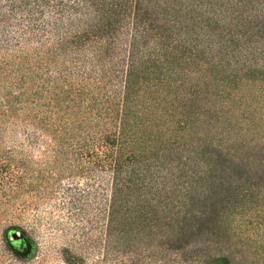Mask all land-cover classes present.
Returning a JSON list of instances; mask_svg holds the SVG:
<instances>
[{"label": "rangeland", "instance_id": "obj_1", "mask_svg": "<svg viewBox=\"0 0 264 264\" xmlns=\"http://www.w3.org/2000/svg\"><path fill=\"white\" fill-rule=\"evenodd\" d=\"M12 1L0 0V15L4 14L0 19V128L4 125L0 148L18 147L26 141L24 129L28 125L29 131L41 139L40 145L31 147L30 167L44 175L43 183L36 187L38 195L33 191L21 193L16 204L0 208V264H71L66 260L69 255L77 257L79 264H264V241L257 228L254 233L238 230L234 224L229 228L235 218L257 223L264 215V132L248 141L250 147L245 148L239 136H229L224 131L218 115V65L211 68L198 92L190 95L185 127L178 132L162 128L161 135L154 130L155 136L146 139L145 163L166 179L165 188H161L163 184L159 186L161 197L156 194L151 199L147 195L150 200H145V195L132 203L122 201L119 206L122 204L125 211L111 217L108 174L97 169L90 178L76 170L70 172L62 161L56 163L47 149L48 143H54L52 134L30 124L48 115L44 106L46 79L57 76V66H66L63 57L54 58L51 51L54 43L75 31V27L65 25L52 34L39 32L34 36L26 29L28 16L23 12L27 8L11 11ZM142 7V17L149 18L146 24L150 29L165 28L173 36L179 31L156 0L144 2ZM48 14H37L39 21L48 20ZM24 18L27 20L20 21ZM216 32L214 40L218 41V27ZM132 35L135 32L130 26L120 32L116 51L103 63L106 68L115 60H121L120 67L124 63L122 68H127ZM154 44L149 37L137 41L145 52L144 59ZM84 50L94 51L90 43L64 51L67 65H71L73 57L90 55ZM202 63L204 68L211 66L203 60ZM169 90L165 88L166 98L160 89L154 95L167 100L172 97ZM241 90L247 97L254 94L245 80ZM143 92L141 95L147 94ZM256 112L264 117V109ZM85 117L87 124L97 122ZM251 178H256L253 187L260 203H247L236 196L228 207L211 206L218 195L233 192L239 181ZM85 189L91 194L77 207L72 206L70 194ZM168 192L175 195L170 197ZM203 218L207 219L202 221ZM209 227L215 234L205 230ZM218 227L225 231L221 232L225 236L222 240L216 237ZM199 228L205 232L197 234ZM11 244L20 251L25 246L26 254H16L9 248Z\"/></svg>", "mask_w": 264, "mask_h": 264}, {"label": "trees", "instance_id": "obj_2", "mask_svg": "<svg viewBox=\"0 0 264 264\" xmlns=\"http://www.w3.org/2000/svg\"><path fill=\"white\" fill-rule=\"evenodd\" d=\"M18 1L9 4L10 10L27 8L23 13L28 20L20 21H28L26 29L34 36H39V32L52 34L65 25L75 27V31L60 37L51 51L54 58L63 57L66 66H57V76L46 79L44 106L48 115L30 124L52 134L54 143H48L47 149L54 161H62L70 172L76 170L90 178L97 169L108 174L109 216L125 211L122 204L119 206L122 201L132 203L145 195V200H150L147 195L151 199L156 194L161 197L159 186L163 184L164 189L166 179L145 163L146 139L155 136L154 130L161 135L162 128L178 132L185 127L187 101L209 78L207 74L215 64L218 65V115L224 131L229 136H239L245 148L250 147L248 141L264 132V117L256 112L264 109V0H156L177 25L179 31L175 36L165 28L154 31L147 27L149 18L142 17V6L151 0ZM45 13H49V19L41 23L37 14ZM3 17L4 14L0 15V19ZM129 26L135 32L132 38L136 42L129 43L127 68H122L124 63L120 67L121 60L106 68L105 59L116 51L120 32ZM217 27L218 41L214 40ZM143 37L152 38L155 43L145 59V52L137 45ZM88 43L94 51L84 50L83 53L90 55L73 57L71 65H67L64 51L81 49ZM206 50L210 51L209 55ZM202 60L211 66L204 68ZM244 80L253 88L250 97L241 90ZM165 88L170 89V99L154 95L160 89L165 97ZM143 90L147 94L141 95ZM85 116L97 122L87 124ZM27 127L25 142L18 147L0 148V208L16 204L21 193L33 191L38 195L36 187L43 183L42 171L30 167L31 147L40 145L41 139ZM255 182L256 178L239 181L233 192L218 195L211 206L228 207L236 196L247 203L256 200L260 203L253 187ZM90 194L86 189L70 194L71 205L77 207ZM181 204L186 206V201ZM182 217L184 221L185 214ZM258 219L256 223L235 218L229 228L234 224L238 230L244 228L253 233L257 228L264 241V215ZM219 229L216 237L222 240L225 236L221 232L225 231ZM205 230L213 233L211 227ZM205 230L199 228L197 234ZM9 248L18 255L26 254L25 246L22 251L12 244ZM66 260L79 264L74 255L66 256Z\"/></svg>", "mask_w": 264, "mask_h": 264}]
</instances>
